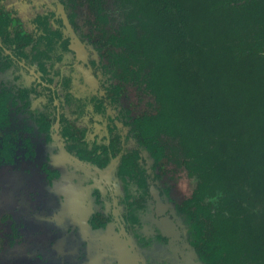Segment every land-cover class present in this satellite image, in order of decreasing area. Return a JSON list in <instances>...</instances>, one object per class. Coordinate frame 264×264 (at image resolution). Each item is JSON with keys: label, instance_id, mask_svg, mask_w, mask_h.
<instances>
[{"label": "flooded vegetation", "instance_id": "af4514ba", "mask_svg": "<svg viewBox=\"0 0 264 264\" xmlns=\"http://www.w3.org/2000/svg\"><path fill=\"white\" fill-rule=\"evenodd\" d=\"M93 22L86 0H0V264H199L193 180Z\"/></svg>", "mask_w": 264, "mask_h": 264}, {"label": "trees", "instance_id": "16d2710c", "mask_svg": "<svg viewBox=\"0 0 264 264\" xmlns=\"http://www.w3.org/2000/svg\"><path fill=\"white\" fill-rule=\"evenodd\" d=\"M86 1L193 180L182 221L199 260L264 264V0Z\"/></svg>", "mask_w": 264, "mask_h": 264}, {"label": "rangeland", "instance_id": "374dc122", "mask_svg": "<svg viewBox=\"0 0 264 264\" xmlns=\"http://www.w3.org/2000/svg\"><path fill=\"white\" fill-rule=\"evenodd\" d=\"M178 187H177V192L180 193V194H185L187 192V184L186 182L184 181H179L178 182ZM186 251H190L189 249H187ZM188 254V253H186Z\"/></svg>", "mask_w": 264, "mask_h": 264}, {"label": "water", "instance_id": "95a60500", "mask_svg": "<svg viewBox=\"0 0 264 264\" xmlns=\"http://www.w3.org/2000/svg\"><path fill=\"white\" fill-rule=\"evenodd\" d=\"M190 252H191V255H192V256H194V252H193V250H192V249H190ZM194 257H195V256H194ZM195 258H196V257H195ZM196 260H197V258H196ZM198 263H199V264H202V263H201V262H199V261H198Z\"/></svg>", "mask_w": 264, "mask_h": 264}]
</instances>
